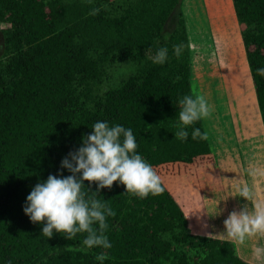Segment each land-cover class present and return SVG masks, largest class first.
Wrapping results in <instances>:
<instances>
[{
    "label": "trees",
    "instance_id": "trees-1",
    "mask_svg": "<svg viewBox=\"0 0 264 264\" xmlns=\"http://www.w3.org/2000/svg\"><path fill=\"white\" fill-rule=\"evenodd\" d=\"M226 3L241 26L264 126V77L256 73L264 67V0ZM177 43L184 45L180 57L172 53ZM163 45L165 64L146 59L150 47ZM189 45L181 0H0V264H99L100 253L107 254L104 264H255L231 238L193 232L163 179L165 190L143 199L118 181L99 191L98 182H84L89 196L96 193L116 212L107 218L109 249L82 250L87 233L67 239L54 230L48 238L23 210L31 189L60 174L61 161L71 159L98 120L130 127L137 151L160 176L164 166L215 164L208 137L175 138L178 101L193 95ZM114 71L123 74L112 80ZM243 71L230 81L245 124L258 135ZM193 128L206 131L203 120L189 133ZM258 142L253 176L264 201V140Z\"/></svg>",
    "mask_w": 264,
    "mask_h": 264
},
{
    "label": "clouds",
    "instance_id": "clouds-1",
    "mask_svg": "<svg viewBox=\"0 0 264 264\" xmlns=\"http://www.w3.org/2000/svg\"><path fill=\"white\" fill-rule=\"evenodd\" d=\"M183 50V43L172 46V53L176 57H180ZM146 59L153 64L163 65L169 59V48L166 45L158 46L153 52L150 47ZM256 73L264 77V67L257 68ZM178 103L179 124L175 138L186 141L191 135L193 140L207 139L208 133L200 128H193L191 133L188 131L189 126L211 114L212 105L206 97L184 95ZM91 128L92 132L84 137L82 146L69 153L71 159L65 157L61 161L60 174H49L47 179L31 189L23 209L32 222L44 225L42 234L48 238L54 235V230L67 239H72L78 233H87L82 241L84 251L94 247H112L106 235L109 227L107 218L116 215L106 201L96 198V193L89 196L83 190L85 181L98 182L97 191L106 186L111 188L118 181L126 186V192L141 199L165 190L156 169L137 151L136 136L130 127L98 120ZM64 168L72 174L63 175ZM257 171L253 170L251 174ZM251 192L249 186L243 185L238 193L252 201L251 209L243 205L224 220V235L233 240L244 242L246 238L264 235V201L253 202ZM251 255L258 264H264V244L253 245ZM107 258L106 253L96 256L99 264H104Z\"/></svg>",
    "mask_w": 264,
    "mask_h": 264
},
{
    "label": "rangeland",
    "instance_id": "rangeland-1",
    "mask_svg": "<svg viewBox=\"0 0 264 264\" xmlns=\"http://www.w3.org/2000/svg\"><path fill=\"white\" fill-rule=\"evenodd\" d=\"M216 1L218 6L213 4V0H181L191 48L192 92L193 95H204L212 105L211 114L202 120L208 133L215 164L203 160L193 163L190 167L174 164L173 168L164 166L158 171L166 186L176 192L178 181L185 180V191L189 193L188 199L192 200V206L194 195L197 194V199L200 200V194L206 192L205 185L210 181L213 192H216L213 193L214 197L210 198L218 206H210V213L204 211V214L201 207H193L190 228L195 233L230 238L224 235V220L232 211H239L243 205H247L249 209L252 207V201L238 194L240 187L249 186L253 202L260 201L258 193H255L254 176L251 173L255 164L253 158L256 148L259 147L254 142L264 139L260 137L261 134H253L254 131L245 124L246 116L242 110L239 111L238 97L230 81L232 78L228 68L235 66L233 62L237 61V58L233 57H237L233 44L235 42L237 46V37L241 35L239 27L235 24L234 7L227 4L226 0ZM236 70L234 69V73L239 72V69ZM120 73L121 71H114L112 80ZM207 171H210L207 174V182L205 183V179L201 182L203 178L200 179V175L203 176ZM188 173L190 176L180 177ZM167 176L174 178L166 181ZM196 178L200 179L198 183L201 186L194 182ZM205 198L207 199V196ZM206 204L212 203L206 200ZM234 241L241 257L258 264L253 259L251 250L255 244H264V235L246 238L244 242Z\"/></svg>",
    "mask_w": 264,
    "mask_h": 264
},
{
    "label": "crops",
    "instance_id": "crops-1",
    "mask_svg": "<svg viewBox=\"0 0 264 264\" xmlns=\"http://www.w3.org/2000/svg\"><path fill=\"white\" fill-rule=\"evenodd\" d=\"M234 13H235V11H234ZM235 20H236L235 21V24L240 29V33L239 34H241V28H240L239 23L237 21L236 14H235ZM238 37H237V39H238L237 40V47L233 46V48L235 47V51H236V54H237V57L235 55H233V57L237 58V59H235L237 61L233 62V63H235V66H233V67L232 66H229L228 72L230 73L231 78H232V75L234 76V74H235L234 73L235 72L234 69L237 68V69H239V71L241 69H245V71H243V74H245L244 79H249V82L251 84V87H252L251 88V93H252V95L255 96V115L257 114L256 116H257V119L259 121V126H261V133H259V134H261L260 137H263V139H264V126H263V123H262V119H261V115H260V111H259V107H258V103H257L255 88H254V84H253V81H252V76H251V72H250V69H249V65H248V61H247V57H246V52H245V48H244L243 41H242V36L239 35ZM235 41H236V37H235ZM249 93H250V91H249ZM233 109H234V105H233ZM258 113H259V115H258ZM209 173H210V171H207L206 173L202 174L203 176L200 175V179L203 178L201 180V182L204 179H205V183L207 182V178L209 176L207 174H209ZM186 176H190V173L184 174V175H180V177H185V178H186ZM193 176H198V175H193ZM167 177L168 178L166 179V181L168 179H171L172 177L174 178V176H167ZM200 179L199 178H196V181H194V182H196L197 185H198L199 184L198 181ZM163 181H164V179H163ZM165 185H166V182H165ZM199 185L201 186V184H199ZM166 187L177 197V199L180 202V204L182 205L184 211L189 216V219L191 217L190 214L192 212V208L193 207H197V206L198 207H201L202 208V211L201 212H202V214H204V211H207V213H210V211H209L210 206H212V205L215 206V207L218 206V204H216V202L213 201L210 198V197H214L213 196V193H216V192H213V186L211 185V182L210 181H209V183H207V185H205V188H207L206 189V192L204 191V192H202L200 194L201 195L200 200L197 199V194L194 195L195 199L193 201V206H192V202H191L192 200L191 199L190 200L188 199V194L189 193L185 191L186 188H187V186L185 185V180H181L180 179V181H178V186H177V189L178 190H177V192L175 190L171 189V187H168V186H166ZM197 191L198 190H196V192ZM205 196H207V199L205 198ZM192 199H193V196H192ZM206 200L208 202L212 203V204L211 205L206 204ZM190 223H191V221H190ZM199 233L203 234L202 232H199Z\"/></svg>",
    "mask_w": 264,
    "mask_h": 264
}]
</instances>
